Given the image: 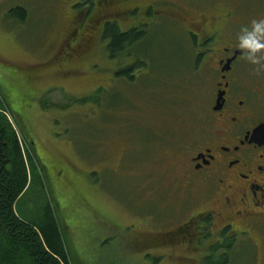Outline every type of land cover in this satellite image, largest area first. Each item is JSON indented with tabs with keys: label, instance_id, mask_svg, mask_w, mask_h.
I'll use <instances>...</instances> for the list:
<instances>
[{
	"label": "rangeland",
	"instance_id": "rangeland-1",
	"mask_svg": "<svg viewBox=\"0 0 264 264\" xmlns=\"http://www.w3.org/2000/svg\"><path fill=\"white\" fill-rule=\"evenodd\" d=\"M75 1L0 0V102L37 157V178L17 212L29 217L23 212L39 214L48 203L71 264H223L220 251L207 250L209 236L201 246L188 229L179 240L167 234L200 209L177 161L208 102L189 81L190 52L180 26L156 13L138 51L150 57L154 76L183 74V88L169 82L147 93L141 75L133 82L116 75L123 63L108 56L102 37L107 21L126 30L145 14ZM200 1H225L241 15L243 6L264 0ZM152 3L160 8L163 0ZM18 7L26 17L14 13ZM118 8L126 9L119 20L111 16ZM85 33L93 35L90 48L76 49ZM227 258V264H264V244L258 253L239 245Z\"/></svg>",
	"mask_w": 264,
	"mask_h": 264
},
{
	"label": "flooded vegetation",
	"instance_id": "flooded-vegetation-1",
	"mask_svg": "<svg viewBox=\"0 0 264 264\" xmlns=\"http://www.w3.org/2000/svg\"><path fill=\"white\" fill-rule=\"evenodd\" d=\"M74 6H132L127 13L143 12L145 21L140 19L128 29L155 25L156 13L173 16L190 52L193 78L186 81L194 82L191 84L204 92L208 102L190 144L177 161L182 182L200 209L190 217L192 220L167 234L179 240L186 238L180 235L188 229V236H199L201 246L209 236L206 248L210 253L220 251L223 264L229 262L228 251L242 244L258 253L264 244V66L246 59L247 50L239 47L238 37L243 29H251L253 19L264 17V1L262 6H243L241 15L225 1L163 0L157 8L152 0H76ZM122 13L125 15L126 9L118 8L111 16L119 20L117 16ZM108 22L118 23L113 20L105 25ZM92 36H79L76 49H89ZM127 58L116 75L129 81L121 71L136 59ZM143 61L145 66L132 67V76L143 77L141 86L147 93H151L152 81L159 78L183 88V74L180 78L173 73L156 77L147 53ZM136 232L141 234L139 228Z\"/></svg>",
	"mask_w": 264,
	"mask_h": 264
},
{
	"label": "trees",
	"instance_id": "trees-1",
	"mask_svg": "<svg viewBox=\"0 0 264 264\" xmlns=\"http://www.w3.org/2000/svg\"><path fill=\"white\" fill-rule=\"evenodd\" d=\"M13 11L26 17L23 7ZM149 29L150 26H143L123 31L115 22L104 26L108 56L123 64L127 57L136 59V63L124 65L121 71L131 82L134 80L132 67L145 66V54L138 47L149 37ZM152 83V86L168 84L160 78ZM6 110L0 102V264H71L62 229L48 203L39 214L33 210L23 212L29 217L21 216L16 210L37 178V157L33 158L25 149Z\"/></svg>",
	"mask_w": 264,
	"mask_h": 264
},
{
	"label": "clouds",
	"instance_id": "clouds-1",
	"mask_svg": "<svg viewBox=\"0 0 264 264\" xmlns=\"http://www.w3.org/2000/svg\"><path fill=\"white\" fill-rule=\"evenodd\" d=\"M251 24V29H243L238 37L239 47L247 50L245 56L250 63L264 66V17L253 19Z\"/></svg>",
	"mask_w": 264,
	"mask_h": 264
}]
</instances>
